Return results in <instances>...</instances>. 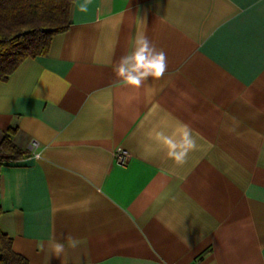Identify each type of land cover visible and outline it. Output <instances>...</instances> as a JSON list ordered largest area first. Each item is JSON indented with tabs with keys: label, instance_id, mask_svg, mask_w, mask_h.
<instances>
[{
	"label": "crops",
	"instance_id": "0c3cea01",
	"mask_svg": "<svg viewBox=\"0 0 264 264\" xmlns=\"http://www.w3.org/2000/svg\"><path fill=\"white\" fill-rule=\"evenodd\" d=\"M136 33L167 57L139 89L114 71ZM182 124L176 165L155 132ZM8 128L27 156L0 165V228L28 264H264V0H75L0 82Z\"/></svg>",
	"mask_w": 264,
	"mask_h": 264
},
{
	"label": "trees",
	"instance_id": "16d2710c",
	"mask_svg": "<svg viewBox=\"0 0 264 264\" xmlns=\"http://www.w3.org/2000/svg\"><path fill=\"white\" fill-rule=\"evenodd\" d=\"M74 1L0 0V82L26 59L48 53L53 35L69 29ZM15 132V128H8L0 139V165L27 156L13 142L11 135ZM0 264H28L13 250L12 238L1 228Z\"/></svg>",
	"mask_w": 264,
	"mask_h": 264
},
{
	"label": "clouds",
	"instance_id": "9594fccd",
	"mask_svg": "<svg viewBox=\"0 0 264 264\" xmlns=\"http://www.w3.org/2000/svg\"><path fill=\"white\" fill-rule=\"evenodd\" d=\"M81 11H87V6L83 5ZM130 51L119 58L114 71L124 84L139 89L145 85L149 78L160 79L167 71V57L162 49L148 39L144 33H136L129 42ZM155 139L162 143L167 150L166 154L176 165H182L187 161L191 151L198 148L193 130L186 124H182L171 134L164 131H156ZM37 158L40 155L37 154ZM68 247L76 248L80 241L72 236L64 238ZM54 256L61 257L65 253V242L50 239ZM187 245V240L184 241Z\"/></svg>",
	"mask_w": 264,
	"mask_h": 264
},
{
	"label": "built area",
	"instance_id": "2783aa9c",
	"mask_svg": "<svg viewBox=\"0 0 264 264\" xmlns=\"http://www.w3.org/2000/svg\"><path fill=\"white\" fill-rule=\"evenodd\" d=\"M35 145H36V142L32 143V147ZM114 156H115V161L118 164L124 165L127 163L129 154L126 150H118L115 152Z\"/></svg>",
	"mask_w": 264,
	"mask_h": 264
}]
</instances>
